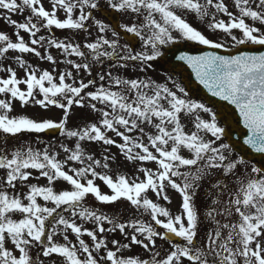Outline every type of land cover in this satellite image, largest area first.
Listing matches in <instances>:
<instances>
[{
  "label": "snow or ice",
  "instance_id": "6c2138e0",
  "mask_svg": "<svg viewBox=\"0 0 264 264\" xmlns=\"http://www.w3.org/2000/svg\"><path fill=\"white\" fill-rule=\"evenodd\" d=\"M49 2L50 9H46L42 0H0V10L9 14L28 11L25 22L12 20L10 15L3 17L15 29L16 40L0 32V57L7 58L10 51L18 53L15 61L25 75L21 79L12 67H0V72L7 74L6 78H0V94L5 97L0 99V132L15 137L57 129L63 136L75 138L74 147L60 145L65 153L63 160L48 148L17 150L11 156L0 152V170L5 172L0 182L14 192L20 186L27 187L26 192L14 195L0 188V264H43L41 254L42 257L57 254L64 264H184L185 258L190 264H264V165L250 164L244 156L234 153L231 144L223 142L227 130L220 125L212 108L192 100L175 81H172L174 91L150 79L121 78L111 71L98 75L99 84L96 79L87 82L78 79L81 71L92 76L93 63L102 66L105 61H115L113 68L144 72L151 62L166 55L161 46L177 40L197 42L210 49L226 47L186 22L183 18L186 14L205 20L211 17L209 30H219L230 37L232 48L245 44L264 46V0H232L236 12L230 11L227 0H106L108 9L135 16V22L120 23L118 28L139 39V51L128 42L120 43L121 32L116 27L94 18L92 10H105L100 0ZM60 10L63 18L58 15ZM217 14L227 16V22L217 20ZM90 26L96 28L97 36L83 45L37 35L42 29L51 32L53 28L87 32ZM21 30L28 34L29 42ZM233 30L241 35L237 37ZM49 48L62 50L65 59L61 62L71 66L76 75L66 69L54 76L48 70L34 69L22 58L23 54H33L57 64L47 51ZM69 56L79 57L81 62L67 59ZM175 59L191 69L212 97L234 106L239 113L237 123L242 122L247 130L243 145L264 154V53L220 55L205 51L202 55L180 54ZM90 87L94 90L88 91ZM114 87L118 90H112ZM13 101L41 109L55 107L63 115L58 122L51 118L12 116ZM74 106L97 113L98 121L78 130L68 129ZM182 113L195 114V130L190 134L184 131ZM109 132L122 142L118 143ZM81 142L115 146L129 162H155L158 167L155 171L138 168L144 174L139 182L124 175L114 180L97 171L110 167L109 156L105 155L102 163L86 154ZM185 151L187 156L183 154ZM30 169L38 173L36 180L45 178L47 184H27L32 177ZM97 178L111 194L101 192L95 184ZM233 178L230 187L228 181ZM57 182H65L68 187L56 190ZM204 182L209 188L206 195L210 202L201 216L194 198ZM169 187L182 197L180 214L172 215L147 195L150 190L157 201L171 203L167 195ZM89 194L105 205L123 199L140 216L147 215L149 222L143 219L120 222L85 207ZM38 198L43 203H38ZM15 213L23 218L13 219ZM65 213L70 215L66 217ZM76 218L91 222L93 227H84ZM205 222L206 237L198 243L199 227ZM69 230L76 243L69 240ZM117 231L125 242L107 238V234ZM58 233L63 234L62 244L54 240ZM84 236L90 238L91 246ZM157 239L170 245L164 256L156 250ZM9 242L13 245L11 250ZM133 246L151 252V258L125 256L124 250ZM32 248L40 249L35 257L30 254Z\"/></svg>",
  "mask_w": 264,
  "mask_h": 264
},
{
  "label": "rangeland",
  "instance_id": "374dc122",
  "mask_svg": "<svg viewBox=\"0 0 264 264\" xmlns=\"http://www.w3.org/2000/svg\"><path fill=\"white\" fill-rule=\"evenodd\" d=\"M18 2H19V0H18ZM42 2L44 4V2H49V0H42ZM201 2H203V0H201ZM227 2H228L230 11L236 12V9L232 6V0H227ZM100 3L103 5V7L105 9L111 10V9L107 8L106 0H100ZM46 9H50V7L46 8ZM98 10H99V8L96 10H92L94 18L100 19L104 23H108L100 15V13L96 12ZM76 11L78 12V10H76ZM111 11H113V10H111ZM6 15H7V13L4 10H0V16H2V18ZM27 15H28L27 10L24 13H19V12L13 13L14 19L18 22H25V18L27 17ZM58 15L60 16V18H63L64 17L63 11L60 10L58 12ZM74 15H75V12H74ZM120 15H121L122 23L130 24V23L135 22L136 18L134 15H127V14H120ZM2 18L0 17V19H2ZM183 18L186 20V22H189L193 27H195L197 30L201 31L202 34H204L207 38L211 39L212 41L222 42L226 46L228 45L229 47L233 43V41L231 40L230 37H226L225 34L220 32L219 30H217L215 32L209 30L208 22H210L211 17H209L208 20H205L203 18L196 16L195 14H186V15H184ZM216 19L217 20L223 19L225 22H227L228 17L224 16L223 14H217ZM246 22L252 23L250 20H246ZM0 31H4V28L1 25H0ZM14 31L11 33H5V34H8L13 41L16 40V37L13 35ZM42 32H44L43 35L46 37L55 36V38H57L58 40H64L66 42H71L70 40H68V37H69V33H72L73 38H74V42H71V43H79V44L82 43V45L87 43V42L93 41V39H95L97 36V30L94 26H90L89 31H87V32L83 31V30H66V29L61 30V29L53 28L51 31V32H53V35L49 31L42 29L41 32L38 33L37 35L38 36L42 35ZM75 32H77L76 36L74 35ZM233 33L237 37H239L241 35V33L238 30H233ZM26 34L27 33H24L21 30V35L23 37H25ZM120 43L123 44V43H125V41L120 40ZM137 46L138 47H136L135 49L137 51L141 50V44H140L139 39L137 41ZM163 47L164 46H161V51H163ZM54 49L55 48H49V49H47V51L50 52L54 56V58L56 59L59 52H56L54 54V52H53ZM38 50H40L42 53L44 52V49L38 48ZM82 50H84L85 52L88 51L87 49H84V48H82ZM16 54L19 55L18 53H16ZM11 55H13L12 51H10L7 54V58L0 57V67H4V66L12 67L17 72L18 78L23 79L25 73L22 69L19 68L17 63L11 62V57H12ZM31 56H32V54H25V56L23 54L22 58L28 63V61L30 59L29 57H31ZM34 58L37 61V64H33L34 62L32 60H30V63L33 64L32 66L34 69H38L41 71V69L38 67V64L42 63L43 61L41 59H39L38 57L34 56ZM89 59H91V57H89ZM44 63H45V60H44L43 64ZM113 63H115V61H105L102 66L93 63V65H92V76H89L87 73L81 71L79 78H82L85 82H87V80H89V79H96L95 74L98 75L100 73H107V72L111 71L113 76H120L121 78L137 79V78H133L136 70L129 68L127 70V72H125L123 74H119V73H117V68L112 67ZM43 70H48V71L52 72V74L54 76L58 75V73L61 72L59 70L57 64H52L50 62H47L43 65L42 71ZM121 71H119V72H121ZM6 77H7L6 73L0 72V78H6ZM145 79H150L156 83L158 82L161 84H165L166 86L172 88L174 91L176 89L174 88L172 81H175L176 84H179L180 86L184 87L182 85L180 79L177 76H166L164 73H161V72L153 69V67L151 65H149L147 67V69L144 72H142L139 80H145ZM160 80H162V81H160ZM104 83H105V86H107V79L105 80ZM97 84H99V80H97ZM20 87L22 89H26L25 85H21ZM93 90L94 89L92 87H90L88 89V91H93ZM112 90H118V89H116L114 87ZM4 98H5L4 95L0 94V99H4ZM190 98L192 99V97H190ZM192 100H195V101L200 102V103H204L206 106H208L205 102H203L201 100H196V99H192ZM98 107H101V106L98 105ZM208 107H210V106H208ZM210 108H212V107H210ZM79 110H80V108L75 107V106L70 110L68 123L66 125V127L68 129L78 130L79 127L82 125H83L82 127H84L85 124H91V123L98 121L99 117H98L97 113L92 112L89 109H81V110H83V115L81 117V120L76 119V121H78L77 124H75L74 126H71L73 123V117L77 115V112ZM10 115H12V116L24 115V116H28L29 118H35L38 120L51 118L54 121L58 122L62 118L63 112L61 109H58L55 107H50L48 109H41L39 106H36L33 104H29L27 106H21L19 101H16V102L13 101V111L11 112ZM194 115L195 114H184V113L181 114V123L184 126V131L186 133L190 134L192 131L195 130L194 129V123H193ZM74 118H76V117H74ZM70 121H72V122H70ZM220 125L223 126L221 122H220ZM148 130L152 131L151 129H148ZM53 131H58V130L53 129ZM108 135L111 136L112 138L116 139L118 143L122 142L120 140V138L115 137V135L113 133L109 132ZM132 135H135V133H133ZM74 139L75 138H68V137L63 136L61 134V132L55 136H49L45 132H42V133H27L26 132L23 134H17V136H15V137H12L9 134H4V133L0 132V152L11 156V154L17 150L27 151L28 148H31L35 151H43L45 148H48L50 153H58L57 158L60 160H63L65 158V153L63 152L60 145L63 144V145L69 146V147H74V144H73ZM83 143H86L87 145H90L91 143L93 144L92 147L96 150V154L89 149L85 150V152H86V154L93 155L95 157V159H100L101 156L106 155L105 153L110 152L109 155H111V157H109V158L111 159V162H112L110 167L108 169L97 168V171L101 172L102 174H104V173L108 174L114 180L117 177L118 173L124 172L125 168H126L125 172L128 175V176H126L127 179H129L130 181L133 179H136L137 181H139V180L144 179V174L142 172L138 171L137 170L138 168L146 167V168H149V169H152L153 171H155L158 167L155 162H143V163L129 162L124 158V156L120 153L119 149H117L115 146H104L102 143H98L99 144V146H98L94 142H83ZM106 147L108 148V151H105ZM183 154L185 156L188 155L186 151ZM115 158H121V160L115 159ZM100 160L102 163L104 162L103 159H100ZM119 163H121L120 164L121 167H118ZM72 166L80 167L79 164H73ZM28 171L32 172V177H30L27 184H37L39 186H45L47 184V181L45 178H40L39 180H36L34 178L35 176L38 175L36 170L30 169ZM241 171H243V169H241ZM238 175H239V173H238ZM0 177H5L4 170H0ZM89 178H91V177H89ZM228 183L231 187L234 184V178L230 179L228 181ZM95 184L100 188V190L103 194H111V190L102 181H100L98 178L95 180ZM67 187L68 186L65 182H57L55 184L56 190L64 189ZM0 188H3L4 190L8 191L10 195L19 194V193L27 191L26 186H20L14 192L12 189L7 188V186L4 185L2 182H0ZM106 191H107V193H106ZM208 191H209V188H208L207 182H204V186L197 191V195L194 198V203H195L198 211L200 212L201 216H203L204 213L206 212V208L204 206L206 204H209V202H210L209 196L206 195V193ZM167 195L170 197L171 203H168V202L164 201L163 199H160L157 201L154 194H153V196H150V197L155 202H158L162 206L166 207L172 215L180 214L181 204H182V197L180 196V194L173 189L167 188ZM38 203H43L41 198H38ZM84 205H85V207L92 208L94 210H97L98 212H103L105 215H108L110 217H115L120 222H128V221L133 220V219H143L145 222H149V218L147 217V215L140 216V214L137 213L130 206V204L128 202L124 201L123 199H121L120 201H118L112 205H105V204H102V203L96 201L95 198L91 194H89L84 201ZM69 215L70 214L65 213L66 217H68ZM12 218L18 221L19 219H21L23 217L21 214L15 213V214H12ZM76 219H77V223H82L84 227H87L89 229H91L93 227L91 222L80 221L79 218H76ZM206 225H207V222L202 223L199 227V234L197 237L198 243L203 242L205 237H206V231H205ZM105 227L107 228L110 226L105 224ZM208 227H211V226L208 225ZM47 230H50V228H48ZM67 234L69 236V240H71L73 243H76L75 236H74V234H72L70 232V230ZM114 235L121 236L120 233L117 231L115 233L107 234V238L109 240L115 239L114 237H112ZM82 238L85 239V241L87 243H89V245L91 246L90 238H88L87 236H84ZM54 240L57 243H61V244L64 243L63 234L58 233L54 237ZM118 240H120V239H118ZM156 244H157L156 250L161 253V256H164L170 248V245L167 242L161 241L159 239L156 240ZM109 246L111 247V245H109ZM8 248L10 250L13 248V245L10 242L8 243ZM38 253H40L39 248H32L30 251V254L33 255L34 257ZM16 254H18V253H16ZM123 254L125 256L135 254V255L139 256L140 258H143V259H150L151 255H152L151 252L145 251L142 248H140L139 246H133L131 249L124 250ZM41 259L43 261V264H64L63 258L59 257L57 254H53L52 257H42V254H41ZM184 264H190V262H188L185 258Z\"/></svg>",
  "mask_w": 264,
  "mask_h": 264
},
{
  "label": "water",
  "instance_id": "95a60500",
  "mask_svg": "<svg viewBox=\"0 0 264 264\" xmlns=\"http://www.w3.org/2000/svg\"><path fill=\"white\" fill-rule=\"evenodd\" d=\"M117 25L116 20L114 21ZM205 51H215L220 55H239L242 52H248L249 54H261L264 53V46L259 45H241L232 50L226 49H210L207 46H192L187 44H174L168 48L166 55L163 56L162 60L157 61L156 65L163 69L170 70L169 66L182 73L183 81L185 82L188 90L194 95L203 97L209 102H212L218 110V117L221 118L227 125V138L233 147L239 151L247 159H255L259 165H264V154H257L252 152L247 146L243 145L244 134L246 129L243 128V124L237 123L239 120V113L235 110L233 105H228L227 102L219 100L218 97H212L206 89L195 78V74L192 73L191 69L186 64L175 59V56L180 54L188 55H202ZM51 134L57 131L48 130ZM173 239H178L173 237Z\"/></svg>",
  "mask_w": 264,
  "mask_h": 264
}]
</instances>
